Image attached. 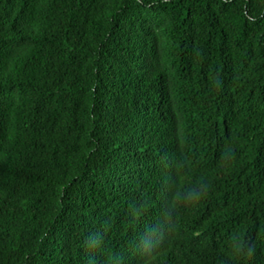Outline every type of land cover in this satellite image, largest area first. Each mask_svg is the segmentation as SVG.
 <instances>
[{
    "label": "trees",
    "instance_id": "obj_1",
    "mask_svg": "<svg viewBox=\"0 0 264 264\" xmlns=\"http://www.w3.org/2000/svg\"><path fill=\"white\" fill-rule=\"evenodd\" d=\"M145 249L264 264V0H0V264Z\"/></svg>",
    "mask_w": 264,
    "mask_h": 264
},
{
    "label": "clouds",
    "instance_id": "obj_2",
    "mask_svg": "<svg viewBox=\"0 0 264 264\" xmlns=\"http://www.w3.org/2000/svg\"><path fill=\"white\" fill-rule=\"evenodd\" d=\"M151 222H155L157 225L158 229H161L163 226H165L166 224V216L165 213L161 214V215H154L152 217ZM152 260L154 263L153 264H161V261L159 259L154 260V255L150 256V252L145 249V251L143 252V254L136 258L135 260H133L130 263L127 264H152L149 260Z\"/></svg>",
    "mask_w": 264,
    "mask_h": 264
}]
</instances>
